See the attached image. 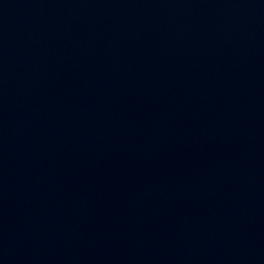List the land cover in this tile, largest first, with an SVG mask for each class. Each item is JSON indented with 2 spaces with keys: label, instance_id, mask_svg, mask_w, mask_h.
I'll return each mask as SVG.
<instances>
[{
  "label": "water",
  "instance_id": "95a60500",
  "mask_svg": "<svg viewBox=\"0 0 264 264\" xmlns=\"http://www.w3.org/2000/svg\"><path fill=\"white\" fill-rule=\"evenodd\" d=\"M0 264H264V0H0Z\"/></svg>",
  "mask_w": 264,
  "mask_h": 264
}]
</instances>
